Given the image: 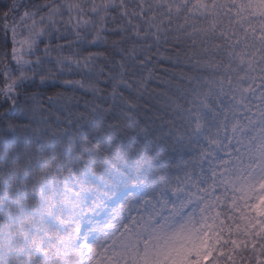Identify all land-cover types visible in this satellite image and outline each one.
<instances>
[{"label": "snow or ice", "instance_id": "1", "mask_svg": "<svg viewBox=\"0 0 264 264\" xmlns=\"http://www.w3.org/2000/svg\"><path fill=\"white\" fill-rule=\"evenodd\" d=\"M0 264H264V0H0Z\"/></svg>", "mask_w": 264, "mask_h": 264}]
</instances>
